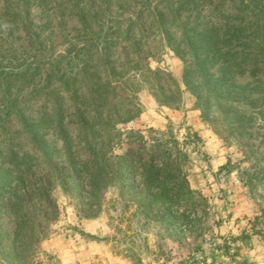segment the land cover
I'll return each mask as SVG.
<instances>
[{"label":"rangeland","instance_id":"374dc122","mask_svg":"<svg viewBox=\"0 0 264 264\" xmlns=\"http://www.w3.org/2000/svg\"><path fill=\"white\" fill-rule=\"evenodd\" d=\"M105 24L102 39L119 30L111 68L93 47ZM228 25L244 28L224 48L233 54L205 68L215 81L220 63L237 66L208 95L178 43ZM190 69L198 101L183 85ZM0 115V264H264V220L249 232L264 209V0H0ZM56 117L67 145L47 123ZM172 140L188 186L155 200L140 162L164 169ZM46 195L55 207H40ZM22 216L23 237L45 240L17 258Z\"/></svg>","mask_w":264,"mask_h":264},{"label":"trees","instance_id":"16d2710c","mask_svg":"<svg viewBox=\"0 0 264 264\" xmlns=\"http://www.w3.org/2000/svg\"><path fill=\"white\" fill-rule=\"evenodd\" d=\"M84 19H86V16L80 14L79 21L82 23V25L85 26V29H87L88 24L85 23ZM87 21H90V20H87ZM131 24L127 26L128 31H129L130 26H132ZM103 26L106 27V24L99 25V27H101V30L99 31L100 33H98L95 36V40H94L95 43L93 47L97 48V46L99 45L101 46L100 51L102 52V54H101L100 60H101L102 66L111 68V63L109 62L108 52H110L114 44L113 42L114 35L118 34L119 30H115L118 28L114 29L113 26L110 25L109 28H106L105 38L102 39L103 37H101V32H103V28H104ZM242 30H244L243 27L232 26V25H228L225 28H218L216 26H212L200 32H198L197 30H189L190 34L189 35L184 34L181 43H178V45L184 44L187 51L192 53L194 69L197 70L200 78L202 79V82H204L203 84H208V86H206V91L208 92V95L213 94V92L216 89H218V87L220 88V86L226 83V80H224L225 75L226 76L229 75L231 71L233 70L234 66L236 67L237 65L232 60L230 62H226L225 64L220 63L219 65L222 66L221 68L223 72H225V74L222 75L220 79L216 78L215 81H214L213 75L207 74L205 66L209 65L212 67L217 63L214 59H212L214 58L215 55H217V57H222V55L226 56V55L233 54V47L231 45L229 46V49L227 50H224V48L227 47L226 45L228 43H231L233 39H235L236 33ZM221 38L225 39V41H223L222 46H218V40ZM200 53H205L208 57L211 56L210 60L204 59L202 62H200L198 59V54ZM218 53H220V55H218ZM223 65H225V68ZM244 70L245 69H243L241 72H245ZM190 74H192L191 69L184 71L183 76H182L183 85L185 89L190 91L195 96L196 100L198 101L200 97L195 91L196 89L195 86H193L191 82L187 81ZM49 79H51L50 76H49ZM10 109L9 107L3 106L2 115L4 117L5 116L7 117L8 114L10 115L11 114ZM16 113L17 115H19L18 111H16ZM77 113L78 115H80L79 111ZM2 115H0V119ZM79 118H80V128L87 129L88 124L85 121V119L82 118L81 115ZM47 123H49V125L50 124L52 125L53 123H55V126H51L52 130L57 131L56 137L59 140H61L64 145H67L68 136L61 126L60 119L58 117H56L55 119L49 118ZM27 129H28L27 131H28V134L30 136L32 143L34 145H38L37 147H40L39 148L40 151H42L43 154L47 155V152L43 147L44 142L40 138L37 137L36 131L33 132V130L29 127H27ZM169 143L174 148L175 158L172 159L169 156V158L167 159L168 161L165 162L166 167L164 169L159 168L158 165L153 160L147 161V162H144V160H141L142 163L140 162V166L142 169L141 176L143 178V187L146 190L145 191L146 194L148 195L154 192L157 193V197L155 198V200L158 198L159 199L166 198L167 194H169L170 191L171 192L175 191L177 195H181L182 194L181 191L188 186L184 178L185 176L182 174L181 172L182 170L180 168L182 161L186 160L187 157L185 154H183L179 150V148L177 147V142L175 140H172ZM130 151L133 152L132 149H130ZM170 168H173V170H171ZM98 177L99 176L97 175L92 176V181H91L92 187L96 186L98 182ZM172 182H174L173 184L174 186L173 185L171 186ZM37 199H40V200H37V202L40 201L39 205L41 208H43V204H44V207L47 209L51 208L52 206L55 207L52 204V200L49 195H46L43 197L39 196ZM14 201H16L13 204L16 207V210H19V209L21 210L24 207V201L21 198H16V200ZM41 219L42 218L40 217L33 218V222L34 223L38 222L41 224ZM263 220H264V209L261 210L260 216L255 217L254 220L250 223L249 232L251 233V235H258V234L263 233L258 228V224H260V222ZM26 224H27V219L24 216L20 217V219L16 223V229L14 231V241L12 244V249H11L12 251L10 254H12L14 257H17V258L19 257V255L21 256L22 251L32 252L34 250V243L36 244L42 240H45L44 233L40 234V232L37 233V232H34V230H31V234L28 236V238H24L22 235V229H23L22 226H25ZM248 237H249V234L244 233L242 234L240 239H248Z\"/></svg>","mask_w":264,"mask_h":264}]
</instances>
